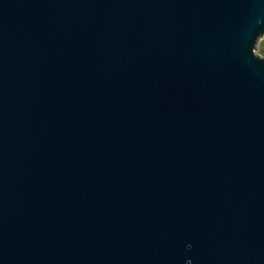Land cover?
I'll use <instances>...</instances> for the list:
<instances>
[{"label": "water", "instance_id": "obj_1", "mask_svg": "<svg viewBox=\"0 0 264 264\" xmlns=\"http://www.w3.org/2000/svg\"><path fill=\"white\" fill-rule=\"evenodd\" d=\"M264 0H0V264H264Z\"/></svg>", "mask_w": 264, "mask_h": 264}, {"label": "rangeland", "instance_id": "obj_2", "mask_svg": "<svg viewBox=\"0 0 264 264\" xmlns=\"http://www.w3.org/2000/svg\"><path fill=\"white\" fill-rule=\"evenodd\" d=\"M254 53L264 58V33L257 40L254 48Z\"/></svg>", "mask_w": 264, "mask_h": 264}]
</instances>
